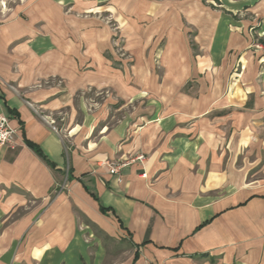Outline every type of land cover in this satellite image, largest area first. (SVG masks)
<instances>
[{
  "label": "crops",
  "instance_id": "obj_1",
  "mask_svg": "<svg viewBox=\"0 0 264 264\" xmlns=\"http://www.w3.org/2000/svg\"><path fill=\"white\" fill-rule=\"evenodd\" d=\"M210 1L0 0V264H264V0Z\"/></svg>",
  "mask_w": 264,
  "mask_h": 264
},
{
  "label": "built area",
  "instance_id": "obj_2",
  "mask_svg": "<svg viewBox=\"0 0 264 264\" xmlns=\"http://www.w3.org/2000/svg\"><path fill=\"white\" fill-rule=\"evenodd\" d=\"M16 131L10 125L9 118L6 115L0 114V148L13 147ZM142 160V157H139ZM124 165L110 166V174L117 176L119 169ZM117 181H120L116 177Z\"/></svg>",
  "mask_w": 264,
  "mask_h": 264
},
{
  "label": "rangeland",
  "instance_id": "obj_3",
  "mask_svg": "<svg viewBox=\"0 0 264 264\" xmlns=\"http://www.w3.org/2000/svg\"><path fill=\"white\" fill-rule=\"evenodd\" d=\"M210 1V0H209ZM210 2H213L212 0L210 1ZM104 15H108V13H104ZM104 15H103V18H107L106 20H109V25L111 26V27H113V29L115 30L116 28H117V24L115 23V21L114 20H111V19H109V17H104ZM113 21V22H112ZM88 96L90 97V96H92V94H91V92H90V94H88ZM107 96V93H102V94H100V96L99 97H96V98H98V99H101V98H105Z\"/></svg>",
  "mask_w": 264,
  "mask_h": 264
},
{
  "label": "trees",
  "instance_id": "obj_4",
  "mask_svg": "<svg viewBox=\"0 0 264 264\" xmlns=\"http://www.w3.org/2000/svg\"><path fill=\"white\" fill-rule=\"evenodd\" d=\"M27 146L31 149V150H33L38 156H40V157H42L45 161H46V159L43 157V155L41 154V151L34 145V144H32V143H27Z\"/></svg>",
  "mask_w": 264,
  "mask_h": 264
}]
</instances>
